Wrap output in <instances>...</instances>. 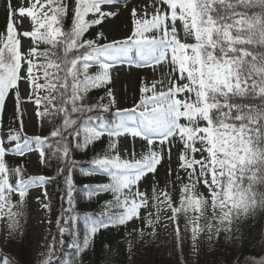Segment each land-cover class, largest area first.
Segmentation results:
<instances>
[{"label":"snow or ice","instance_id":"snow-or-ice-1","mask_svg":"<svg viewBox=\"0 0 264 264\" xmlns=\"http://www.w3.org/2000/svg\"><path fill=\"white\" fill-rule=\"evenodd\" d=\"M118 2L25 0L16 7L6 0L5 31L0 33V116L11 98L19 119L20 85L26 84L23 99L34 105L42 126L45 121L51 126L48 135L29 137L20 134L21 122L20 130L10 131L6 141L0 139V214L7 217L8 240L16 239L18 232L23 236L29 189L43 190L44 200H36L51 213L47 185L62 177L64 204L56 217V234L51 219L40 221L49 226L40 264H52L65 236L72 238L67 247L74 252L64 264H84L83 254L101 229H119L136 220L144 223V228L134 229L140 242H147L146 235L155 241L160 231L171 230L180 251L190 239L194 257L200 255L202 235L210 245L223 236L226 243L242 246L247 221L264 214V0H158L164 10L157 7L150 19H139L132 10V31L124 39L100 43L107 39L103 32L87 39L91 27L118 15L104 11L102 5ZM25 17L30 18L31 30L18 32L16 25ZM21 37L31 39L29 50L23 51ZM124 63L130 67L163 63L170 71L159 81L142 83L139 100L131 108L117 107L110 87L104 96L90 99L89 92L107 87L112 82L110 70ZM92 66L98 71L90 73ZM105 136L108 143L102 154L81 171L84 176L106 175L109 183L82 187L88 199L111 192L113 200L105 202L104 211L84 216L81 241V214L74 195L81 189L73 179L79 162L74 156L94 150ZM128 137L146 141L138 158L122 157L118 150V138ZM176 143L182 146L179 170L186 174L181 176L179 170L175 174L178 200L171 181L172 191L156 184L150 196L140 191L143 179L155 177L164 146L170 162ZM31 151L38 152L42 165L51 166L55 160L56 174L25 179L22 165L8 167L6 156L23 157ZM148 208L154 211L142 214ZM260 237L264 241V230ZM0 264L13 262L2 257ZM245 264H264V258Z\"/></svg>","mask_w":264,"mask_h":264},{"label":"rangeland","instance_id":"rangeland-1","mask_svg":"<svg viewBox=\"0 0 264 264\" xmlns=\"http://www.w3.org/2000/svg\"><path fill=\"white\" fill-rule=\"evenodd\" d=\"M16 7L24 5L25 0H12ZM157 7H161L158 0H119L115 5H102V9L106 12H117L114 18H109L105 22L101 23V32L107 38L101 39L104 43L112 40H122L126 36L131 34L132 31V10L136 9V16L139 19H150L156 12ZM163 11L164 8L161 7ZM86 17V19H89ZM19 21V17L16 18ZM179 26V22H178ZM18 32L30 31L31 22L30 18H23L22 23L16 25ZM180 37H183L182 31ZM23 45V51L29 50L32 47L30 38L21 37ZM170 71L168 64H157L153 67H136L135 65L129 66L127 63L117 65L111 69L112 76V90L117 99V107L119 108H131L139 100V89L142 83L147 82L151 84L153 81H159L165 77V74ZM165 84L167 80L165 79ZM157 88L160 85L157 84ZM20 92L22 97V103L20 105L19 119H17V112L12 99H7L6 107L3 110L2 116H0V139L7 140L9 132L15 133L21 129V122L23 128L21 131L22 136H35L37 135V128L39 118L35 115V108L31 102L23 99L28 94L26 84L20 85ZM183 122V121H182ZM118 150L121 152L122 157L131 159L134 155L138 158L141 155V145H146V141L136 138L133 140L128 137L127 140L118 138ZM5 147H12V144L5 143ZM159 147V141H157ZM181 145L176 143L171 149V160L169 162V153L167 145L164 146L163 160L158 165V170L155 173V177L149 174L139 184V190L145 191L151 195L153 185L156 184L160 190L172 191L170 187V181L175 183V191L173 192L174 199L178 200L179 195V181H176V172L179 170V152ZM127 148V152L124 149ZM24 175L25 177L43 175L41 163L39 162L38 152L31 151L24 155ZM17 165L13 164L11 168H15ZM169 168L172 169V175H169ZM180 171L181 176L186 174ZM17 176L13 173L11 180L16 181ZM135 190V189H134ZM201 191H205L201 186ZM30 196V210H31V237H32V251H31V264H39V255L41 253V247L44 243L47 234V224H43L40 221L48 219L47 210L41 208L37 202L36 197H40L44 200L43 190L41 188L29 189ZM14 200V199H13ZM7 209L4 210L6 212ZM148 211H154L151 208L142 209L141 212L147 215ZM8 221L7 217L0 214V254L2 257H7L13 264L18 259V244L17 239L8 240ZM184 227V217H181V228ZM144 228V223L141 220L129 222L128 234H127V264H219L215 260V250L213 243L210 245L207 236L202 235L199 241L200 255L194 257L192 255V244L190 239L186 240L183 245V250L180 251L176 248L175 242L172 236L171 230L168 232L160 231L159 235L152 241L150 236H145V241L140 242L137 232ZM146 231H151L147 229ZM239 253L238 247H236L235 256Z\"/></svg>","mask_w":264,"mask_h":264},{"label":"trees","instance_id":"trees-1","mask_svg":"<svg viewBox=\"0 0 264 264\" xmlns=\"http://www.w3.org/2000/svg\"><path fill=\"white\" fill-rule=\"evenodd\" d=\"M69 2L74 3V0H69ZM13 3V1H12ZM6 0H0V33H4L6 25V10H5ZM13 6L15 4L13 3ZM67 24H70V20L67 21ZM101 25L93 26L85 34L87 39H95L96 34L101 32ZM100 43H104L102 40ZM43 46H41L42 48ZM90 73H95L98 71L96 66H92L89 69ZM111 71V70H110ZM112 89V82L107 85V87L100 89H92L89 92V97L92 100H96L101 96L105 95L107 88ZM9 99V98H8ZM11 99V98H10ZM107 103V100L104 101ZM109 119L111 117L109 116ZM39 120L37 135H48L51 131V126L45 121L42 126L41 120ZM108 143V138L105 136L102 138V141H98L94 145V150L92 148L85 150L83 152L75 153L74 158L79 162L77 168L74 171L73 179L75 184L81 190L78 193H75L77 200L76 211L81 214V218L78 222L80 229V240L82 241L83 232H84V216L87 214L100 213L104 211V205L106 201L113 200V194L111 192H102L97 196H93L91 199L86 198L83 191V185H98V184H107L109 183V177L103 174H95L84 176L82 171L84 169H89L91 165L89 161L98 153L103 152ZM6 162L9 168L13 164L22 165L24 167L25 160L24 156H6ZM58 164L55 160L51 162V166L41 165L42 173L44 176H53L56 174V169ZM23 177L26 179L24 173ZM15 184L14 180H11ZM47 191L51 197L52 211L48 213V219H51V231L53 234H56V217L60 213L61 205L64 204V201L61 199L62 194L64 193V183L62 177H58L56 181L47 185ZM14 200L18 199V196H13ZM66 206V205H65ZM112 211H116L115 208ZM31 210H30V196L28 193L27 203L25 208V223H24V232L21 238V233H17L16 239L18 244V259L17 261L20 264H31V251L33 247L32 237H31ZM129 225V224H128ZM128 225L126 227L121 226L119 229L109 228L101 229L93 238L92 244L89 246L87 252L83 254L84 264H127V234H128ZM264 230V214L258 215L254 219H249L245 228V235L247 236L246 242L240 245H232L225 242V238L221 236L218 242H214L213 246L215 250V260L219 264H245L246 261L251 262L253 259L259 261L261 258H264V241L261 240L260 232ZM49 231V226H47V233ZM47 236V234H46ZM71 237L65 236L66 243L62 246H57L56 254L52 260V264H64V260L69 255H72L74 250L69 249L67 244L71 242ZM51 240V237L48 236V241ZM47 241L44 240L43 245ZM42 245V246H43ZM110 246L109 248L106 247ZM236 247L239 249L237 257L235 256ZM46 252L44 247H41V253L39 255V264L43 258L42 254ZM0 258L2 255L0 254ZM16 261V262H17ZM15 264V263H14Z\"/></svg>","mask_w":264,"mask_h":264}]
</instances>
